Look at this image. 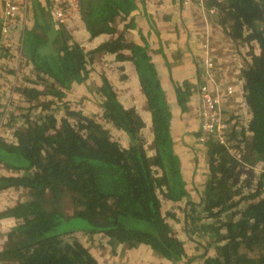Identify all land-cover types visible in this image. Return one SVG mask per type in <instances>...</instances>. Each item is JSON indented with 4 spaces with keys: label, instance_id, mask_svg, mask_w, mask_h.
Wrapping results in <instances>:
<instances>
[{
    "label": "trees",
    "instance_id": "1",
    "mask_svg": "<svg viewBox=\"0 0 264 264\" xmlns=\"http://www.w3.org/2000/svg\"><path fill=\"white\" fill-rule=\"evenodd\" d=\"M132 1L90 0L85 21L90 39L114 35V20L130 12ZM209 2L216 9L217 25L231 40L256 43L261 53L252 55L241 72L251 139L240 159L212 138L204 143L209 176L200 204L190 205V223L230 211L223 225L202 226L201 236L210 231L212 238H218L214 256L202 258L203 264H264V173L250 192L240 193L252 186L253 168L264 164V0ZM41 14L36 11L37 18ZM39 18L35 21L39 33L26 30L22 37L24 61L32 67L35 81L31 88L16 87L15 92L31 104L41 95L55 100L30 104L28 110L40 107L46 113L28 122L26 129L14 128V109L20 111L15 104L4 125L11 130L5 129L0 136V166L16 173L0 176V192L27 191V200L0 212V220L18 221L0 251V264H99L78 241H64L75 233L101 234L110 247L145 245L160 258L176 263L186 259L182 242L162 214V199L180 202L188 193L173 151L170 107L146 47L129 44L128 49L151 113V156L140 134L143 120L134 109L122 106L105 77L96 90L102 98V119L127 135L128 148L114 141L95 119L65 108V117L57 122L51 108L73 84L87 81L89 67L98 58L123 50L122 36L86 50L64 29L54 30ZM174 87L178 106L188 111L193 87L188 82ZM243 166L248 170L242 181L235 169ZM238 182L242 187H236ZM65 199L73 210L70 216L63 210ZM198 207L200 218L195 214Z\"/></svg>",
    "mask_w": 264,
    "mask_h": 264
},
{
    "label": "crops",
    "instance_id": "2",
    "mask_svg": "<svg viewBox=\"0 0 264 264\" xmlns=\"http://www.w3.org/2000/svg\"><path fill=\"white\" fill-rule=\"evenodd\" d=\"M28 1L25 22L21 23L23 29L11 33L6 40L0 38V107L7 98L16 99L14 105L19 104L21 112L14 109V128H23L28 122H33L35 118L46 113V111H41L40 107L28 110L31 103L26 99L18 98L19 94L15 92L16 87L31 88L35 81L32 75V67L27 65L24 59L21 61L18 59L20 55H23V33L26 30H35L36 33H39L40 30L35 25L36 19L39 18V16L36 17L38 10L42 12V16L40 15L39 18L41 22L54 30L60 29L54 26L50 14L46 12L45 0ZM89 1L84 0L81 18L73 20L72 25L70 24V31L66 32L86 50L95 49L104 42L122 36L124 47L117 54L122 55L123 59L118 60L117 54H105L100 58L103 64L105 63L103 67L105 76L118 101L125 109H134L143 120L145 124L143 130L149 135L147 145L153 144L151 113L141 91L136 68L130 61L129 44L145 46L150 62L157 71L160 86L170 107V135L173 141V151L179 157L180 171L188 193V199L180 202L162 199V214L168 225L174 230L175 237L182 242L186 259L177 263L168 261L160 258L145 245H138L133 249H127L123 245L110 247L101 234H80L76 237L80 238L83 246L88 249L91 256L99 264H190V259H194L191 264H203L204 259L202 258L214 256L215 241L218 238H212L210 231H207L205 237L200 235L202 226L206 227L211 224L201 225L204 223L203 220L195 224L190 223V205L200 204L209 176L206 148L204 144H199L196 139L200 125L198 111L200 96L195 91L199 81L197 72L199 64L196 63L195 58L203 57L207 43L209 52L217 62V81L220 83L218 85L220 94L217 95L220 98L224 119L229 121L230 139L237 142L244 138L246 142H249L251 133L247 128L251 117L244 100V83L241 78L239 63L242 58L249 62L252 54L259 56L260 49L254 43L247 44L231 40L223 29L216 24L214 17L205 14V11L212 7L209 0L203 6L196 2L182 5L180 0H133V7H131L130 12L127 15H120L114 20L112 25L115 29L114 35L102 34L91 40L85 24L86 8L90 5ZM1 11L0 0V16ZM204 24L205 26H203ZM183 82H188L193 87L186 112H182L178 106L174 88V84L182 85ZM81 85L73 84L70 90L65 92V97L51 106V108L58 110L57 114L53 112L57 122L65 117L66 110L60 106V104H64L63 102L67 103L69 111L80 112L88 118L94 116L95 118H102L103 110L101 108L91 106L90 103L79 104L80 99L88 95V92L85 93V89ZM226 85L233 87L234 92L230 96H226L223 92ZM37 89L43 90L42 87H37ZM53 100L55 99L41 95L32 101L31 106H38L43 102H53ZM106 127L110 130H116L108 123H106ZM124 135L126 134L124 133ZM127 144L129 145L128 140ZM253 171L256 174L258 171L263 173L264 164L259 163L253 168ZM12 173L10 175H16L14 171ZM243 179L244 177H241L240 180L243 181ZM251 188L252 186L247 192H250ZM199 209L198 207L195 212L198 218L201 217ZM220 233L223 234L224 231H220ZM99 242L101 244L103 242L107 249L104 250ZM0 245L4 246L3 244ZM88 246L90 247L88 248ZM121 256H123L122 260L119 259ZM186 260L188 261L186 262Z\"/></svg>",
    "mask_w": 264,
    "mask_h": 264
},
{
    "label": "built area",
    "instance_id": "3",
    "mask_svg": "<svg viewBox=\"0 0 264 264\" xmlns=\"http://www.w3.org/2000/svg\"><path fill=\"white\" fill-rule=\"evenodd\" d=\"M206 1L207 0H180V3L182 5H187L190 2H196L198 5L203 6ZM83 2L84 0H45V10L50 14L54 26L62 28L65 31H70L71 22L81 18ZM1 4L0 38L6 40L11 33L23 29L21 23L25 22L29 1L1 0ZM205 14L214 17L216 9L211 7V9L205 11ZM204 50L201 84L198 88L200 96V125L197 141L200 144H204L208 138H212L218 145L223 146L229 155L233 158H237L241 154V151L244 150V144H242L241 139L237 142L230 139L228 132V130H230L229 121L224 119L220 106V98L219 95H217L220 94V88L218 84L215 83L213 77V73L217 68V62H215V58L211 52H209L207 43L205 44ZM18 59H20V61L24 59L23 55H20ZM223 92L226 96H230L233 94L234 90L233 87L229 85L223 89ZM14 100L15 99L11 97L7 108L4 107L0 109V136L3 134L1 132L4 131L2 128L5 127L4 125L7 121L8 114H10L14 106L11 104ZM9 172L11 173L12 171Z\"/></svg>",
    "mask_w": 264,
    "mask_h": 264
},
{
    "label": "rangeland",
    "instance_id": "4",
    "mask_svg": "<svg viewBox=\"0 0 264 264\" xmlns=\"http://www.w3.org/2000/svg\"><path fill=\"white\" fill-rule=\"evenodd\" d=\"M211 17V16H210ZM214 21L216 22V19H214ZM217 24V23H216ZM203 26H205V24L203 25ZM220 27V26H219ZM221 28V27H220ZM223 29V28H222ZM254 44H256V43H254ZM257 45V44H256ZM258 46V45H257ZM258 48H259V46H258ZM252 55H254V54H252ZM251 55V56H252ZM256 56V55H255ZM203 57H204V55H203ZM203 57H201L200 59H198V58H195L196 59V63L197 64H199V70L197 71L198 72V87L197 88H195V91H197L198 92V88H199V85L201 84V73H202V70H203V68H202V60H203ZM250 60H251V57H250ZM215 62H216V60H215ZM250 62V61H249ZM248 61H246V59L245 58H242L241 60H240V63H239V69L241 70V72H242V69H244V67H245V65L247 64V63H249ZM104 65H105V63L103 64V62L101 61V58H98L95 62H94V64L92 65V66H90L89 67V70H90V72H89V77H88V79H87V81L86 82H84L81 86H82V88L83 89H85L84 90V92L86 93V92H88V95L87 96H85V98H83L82 97V99H80V101H79V104H81V103H86V104H88V103H90V105L91 106H97L98 108H101V102H102V98L99 96V94L97 93V88H98V86H100L101 85V80H102V78L103 77H105L106 79H107V77L105 76V71L103 70V67H104ZM217 71H218V69L216 68V70L214 71V73H213V77H214V81H215V83H217L218 85H220V83L217 81ZM239 74H240V72H239ZM242 78V77H241ZM110 83V82H109ZM244 83V82H243ZM226 86H229V85H226ZM225 86V87H226ZM175 88V87H174ZM12 91V90H11ZM10 91V92H11ZM192 91H193V88H192ZM199 94V93H198ZM11 97H9V98H7V100L4 102V103H2V106L0 107V109L1 108H4V107H6L7 108V105H8V100L10 99ZM16 100V99H15ZM14 100V101H15ZM244 100H245V93H244ZM14 101L11 103L12 105H14ZM64 104H60V106L63 108V109H65V108H68L67 107V103H65V102H63ZM245 104H246V100H245ZM58 105V104H57ZM66 105V106H65ZM247 106V105H246ZM199 107H200V104H199ZM5 108V109H6ZM66 110V109H65ZM58 110H55L54 109V113L55 114H57L56 112H57ZM198 111H199V108H198ZM103 115V114H102ZM140 117V116H139ZM91 118H93V119H95L96 121H98L99 123H102V124H104V126L106 127V122L102 119V118H95V116L94 117H91ZM37 120V118H35V120L34 121H36ZM104 122V123H103ZM74 124H76V122L75 123H72V125H74ZM26 127H27V125L24 127V129H26ZM145 128V127H144ZM143 128V129H144ZM7 130L8 131V133L10 132V128H8V127H3L2 128V130ZM106 129L107 130H109V132H110V135H111V138L114 140V141H116V142H118L122 147H129L130 146V140H129V138L127 137V135H124V132H121V131H119V130H110V129H108L107 127H106ZM141 130L140 131V134H143V135H141V137H142V139L144 140V148H145V150H146V153H147V155L148 156H151L153 153V144H151V145H147V141H148V139H149V135L144 131V130ZM170 129V128H169ZM1 133H4V131H2ZM126 136V137H125ZM127 140L129 141V145L127 144ZM242 154V153H241ZM241 154L239 155V157H237V159H240V157H241ZM258 165V164H257ZM236 171H237V173H236V175H239L240 176V179H241V177H246L247 176V170H248V167H246V166H243L242 167V169L240 170V168H236L235 169ZM264 173V172H263ZM10 174H13V173H10L8 170H5L4 168H2L1 166H0V176H7V175H10ZM262 173L260 172V171H258L257 172V174L256 173H254L253 172V179H251V181H253V183H252V187L254 188V186H256V183H257V180H258V178H259V176L261 175ZM264 182V181H263ZM242 187V184H240V182H238L237 183V185H236V187ZM250 189H241L240 190V193L241 194H244V193H246L247 191H249ZM252 190V189H251ZM185 199H188V197L187 198H185ZM25 200H27V191H25V190H8V191H6L5 193L3 192V194H0V206L1 205H3V206H1L0 207V212L2 211H5V210H7V209H9V208H12L13 206H15L16 205V203H18V202H24ZM184 200V199H183ZM182 200V201H183ZM235 201H236V199H235ZM4 208V209H3ZM3 209V210H2ZM63 210H64V213H65V215L66 216H70L71 214H72V207H71V205H69V201L67 200V199H65L64 200V202H63ZM200 210V209H199ZM230 213V211L229 212H227L226 214H223V215H221V216H219V217H216L215 219H211V218H207V217H204V218H202V220L204 221V223L203 224H201V225H207V224H212L214 227H217V226H221V225H223V223L225 222V220H226V215H228ZM190 214H191V212H190ZM231 214V213H230ZM202 217V216H201ZM0 221H2V223H0V244H3V245H5L6 244V242H7V240H8V234L13 230V228H15L16 227V225H17V220H13V219H5V220H0ZM76 235H78V236H80V233L79 234H77V233H75V234H73V235H68L65 239H64V241L65 242H67V243H75V241H78L82 246H83V244L81 243V241H80V238H78V237H76ZM198 240V239H197ZM3 242V243H2ZM100 244H101V242H99ZM107 244V243H106ZM101 246L103 247V249L105 250V249H107V246H104V243L102 242V244H101ZM3 247L4 246H2V245H0V251L3 249ZM84 247V246H83ZM90 246H88V248H89ZM85 248V247H84ZM86 249V251H88V249L87 248H85ZM100 249H102L101 247H100ZM89 252V251H88ZM120 260H122L123 259V256H121L120 258H119ZM188 260H186V262H187ZM173 262V261H172ZM121 263V262H120Z\"/></svg>",
    "mask_w": 264,
    "mask_h": 264
},
{
    "label": "flooded vegetation",
    "instance_id": "5",
    "mask_svg": "<svg viewBox=\"0 0 264 264\" xmlns=\"http://www.w3.org/2000/svg\"><path fill=\"white\" fill-rule=\"evenodd\" d=\"M241 141H242V144H244V147H245V143H246V141H245V139L244 138H241ZM12 171V170H11ZM13 172V171H12ZM11 172V173H12Z\"/></svg>",
    "mask_w": 264,
    "mask_h": 264
}]
</instances>
